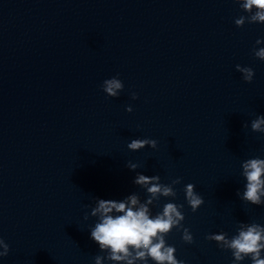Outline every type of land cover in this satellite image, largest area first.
<instances>
[{
	"label": "water",
	"instance_id": "obj_1",
	"mask_svg": "<svg viewBox=\"0 0 264 264\" xmlns=\"http://www.w3.org/2000/svg\"><path fill=\"white\" fill-rule=\"evenodd\" d=\"M239 2L0 0V237L9 245L0 264H94L101 250L85 213L95 197L143 200L136 172L181 177L175 197L152 206L184 205L192 242L175 227L166 235L178 259L231 264V250L206 234L264 224V203L237 196L242 161L264 157V132L251 128L264 114V60L253 51L264 23L237 26L252 15ZM117 74L124 86L112 97L100 85ZM145 137L156 146L127 147ZM189 182L203 197L195 211Z\"/></svg>",
	"mask_w": 264,
	"mask_h": 264
},
{
	"label": "clouds",
	"instance_id": "obj_2",
	"mask_svg": "<svg viewBox=\"0 0 264 264\" xmlns=\"http://www.w3.org/2000/svg\"><path fill=\"white\" fill-rule=\"evenodd\" d=\"M239 7L252 15L245 19L240 16L234 19L237 26L249 22L264 23V0H240ZM264 42V37H258L256 44ZM254 55L264 60V46L254 48ZM242 73V79L251 81L254 69L250 66L235 65ZM123 82L119 74L105 78L100 87L112 97L120 95ZM137 93L132 92L135 99ZM131 111L132 106L126 105ZM252 130L264 132V114H258L251 121ZM157 141L151 138H132L127 147L138 150L143 147H155ZM126 166L135 170L138 164L128 161ZM245 183L243 191L237 189V196L252 204L264 203V157H250L241 163ZM181 177L177 176L170 183L161 182L158 174L146 175L136 172L132 183L142 187L147 195L142 200L137 192H130L121 199L95 197V203L90 212L85 213V219L95 217L89 227V237L98 245L101 254L93 257L94 264H186L183 259L175 255V245L166 241V235L175 227L182 229L181 238L191 243L193 235L189 228L182 224L184 205L168 200L155 212L152 206L161 196L175 197L173 185L178 184ZM184 197L191 209L195 211L202 203L203 197L195 191L191 182L184 184ZM242 226L229 238L216 233L206 234V239L217 242L218 247L230 249L233 257L231 264H239L245 256L250 257V264H264V224L259 222H241ZM9 245L0 237V257L7 255Z\"/></svg>",
	"mask_w": 264,
	"mask_h": 264
}]
</instances>
